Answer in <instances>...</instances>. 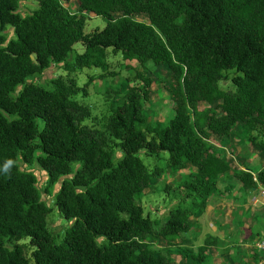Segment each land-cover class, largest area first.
Segmentation results:
<instances>
[{
  "label": "trees",
  "instance_id": "1",
  "mask_svg": "<svg viewBox=\"0 0 264 264\" xmlns=\"http://www.w3.org/2000/svg\"><path fill=\"white\" fill-rule=\"evenodd\" d=\"M23 1L0 0V264H30L16 242L22 237L34 247L33 264H202L212 240L194 251L172 240L190 230L219 178L229 175L245 194L264 189V168H233L213 144L225 145L238 130L264 151V0H33L35 7L21 14ZM72 1L76 12L61 4ZM88 14L104 18V26L85 33ZM5 25L13 38H5ZM76 42L82 51L69 62ZM107 48L141 69L102 127H90L82 123L90 109L74 98L80 88L68 73L105 66ZM146 61L166 72L172 116L164 126L141 112L155 81ZM51 65L65 75H52L49 88L28 80ZM222 79L232 89H222ZM114 149L121 152L115 164ZM140 149L155 158L166 152L170 172L193 168L177 185L182 197L198 201L169 210L160 225L136 203L160 174L148 172ZM20 164L43 171L41 189ZM53 185L58 214L71 220L59 244L41 198ZM158 238L164 252L152 247ZM253 257L264 260V253L254 250Z\"/></svg>",
  "mask_w": 264,
  "mask_h": 264
},
{
  "label": "rangeland",
  "instance_id": "2",
  "mask_svg": "<svg viewBox=\"0 0 264 264\" xmlns=\"http://www.w3.org/2000/svg\"><path fill=\"white\" fill-rule=\"evenodd\" d=\"M61 4L70 12L77 11L73 1L69 3L61 2ZM35 5L36 3L33 0L23 1L19 5V12L21 14H25L29 12L33 7H35ZM104 24V18L88 14L85 16L83 31L87 33L95 28L101 29ZM4 35L6 36V39L14 37L12 29L9 25H5ZM81 51V44L79 42L73 43L72 50L68 54L67 61H72L75 53H81ZM105 60L106 64L103 67H81L73 72L68 73V76L73 77L75 79L76 85L80 88L79 92L74 96V98L77 101L87 105L90 109L89 118L84 119L82 122L84 125H88L90 127H102V124H104L105 121V117L111 112L110 109L121 104L125 87L131 86L132 84H137V81L133 78V74L135 70L141 69L137 65L135 60L125 62L121 58L119 52L112 53L109 48L106 49ZM125 64L129 65L125 66ZM144 68L147 70L148 76L154 78L155 81L150 86L149 97L144 102V105L142 104L141 112L142 114H146L144 115L147 116L148 121H156L159 122L161 126H164L167 124V120L172 116L171 98L167 90V85L164 82L166 80V72L164 71L163 67L154 65L151 61H146L144 63ZM226 71L227 75L230 76L232 69H228ZM58 74L65 75V71L60 67L58 68L57 65H51L40 75H30L28 77V80H32L33 82L42 85L45 88H49L50 85L48 83V79L52 75ZM218 85L222 89H232V85L227 79L220 80L218 82ZM82 87H84L86 91L84 95H82L81 92ZM37 123L40 125L41 120L38 119ZM146 136L147 138L150 137L149 135ZM233 141H236L240 144L246 143V141H244L241 137V132H238V130H234L231 138L225 143V145H222L224 148H219L218 150L219 152H222V157H224L226 161L233 164L234 167H237V164L241 165L239 162L240 160H242L241 158H252V153L249 152V149L244 152H241V150H239L240 153H238L235 146L240 148L241 145L239 146V144H234L236 142ZM253 150L256 151V149L254 148ZM260 152L261 153H258V157L251 162V167L253 168L254 173L257 172L256 170L259 167L261 169L264 167V151ZM241 154L246 155L242 156ZM120 156V150L114 149L112 162L115 164ZM137 156L146 166L148 172H151L154 169L160 170V174H158L157 176H151L150 191L142 194L139 200H136V203L141 206L144 216H148L150 219H157L160 225L166 219L169 210L176 207H188L190 206L191 202L195 203L198 201L197 199L193 200L191 198L182 197L181 187H178L177 185V183L182 180L183 175L187 173V170H193L192 167L188 166L185 171H181L180 173L170 172V170L166 166V152H159L158 158H155L153 156L146 155L144 153V150L140 149L137 152ZM72 165L74 169L77 163L74 162ZM20 166L21 168H25L34 173L37 180V185L41 189V186L44 185L45 182V174L43 173V171H41L35 164L31 165L30 167L23 166V164H20ZM53 192L54 185L52 187L50 195L45 196V194L42 193L41 198L45 202L46 206L49 207V211L45 216L47 229L52 236V241L55 244H59L63 237V230L71 222V220L64 219L58 214L56 207L53 204ZM223 192V185L220 184V180H218L215 193L212 196L218 197L221 194L225 196L226 194L225 192ZM263 195V190L259 189L258 192L255 191L254 198L251 200V202L256 203V199L262 197ZM246 198L247 194H242L239 198L240 203L238 201H234L238 203V206L234 208L232 214L230 215L231 222L233 223L232 226L238 223L244 225L245 222L243 218H245V221L247 222L246 215H244L239 220L240 212L244 211V207L243 205H241V203L245 201L246 204L250 205L249 199ZM192 219L198 224V226H196L195 228L197 234L192 240L191 244L186 242L181 243L180 241H178V239L172 241L174 244L179 245L180 247L187 249L191 248V250L194 251L198 246L204 244L203 236L206 235V233L207 236L209 235L212 237V235L209 232V228L204 229V227L207 225V217L205 214L202 213L201 215H198L196 217H191V221ZM211 220L213 221L212 217ZM252 224L249 223L245 225V228H249V230L252 231L254 235H258L260 233L259 229L255 228V226H253ZM188 232H190V230ZM238 236L239 232L237 231H233L229 236H227V239L232 241L231 248L235 251L234 254L236 258L234 256L223 254L221 252L222 250H220V246L215 249L209 247V249H211L209 250L210 254L206 250L205 254L209 255H204L202 264H228L230 262H233L234 264H264V260H261L260 258L256 259L255 257H253V253H251L250 248H248V251L244 248L243 253L239 252V250H241L242 248L238 242ZM16 242L23 246L24 253L29 259V263L33 264L30 253L34 249V247L28 243V237H22L16 240ZM6 244L8 246L12 245L11 242H7ZM163 244L164 240L158 238L154 240V242L152 243V247L161 248L160 250L164 252L165 250L162 249V247H164L165 245ZM167 247L171 248L172 245H168ZM248 252L251 253L250 260L247 259L249 255ZM171 257L174 262H177V260H179V255H177L175 252L172 253ZM251 261L253 262L250 263Z\"/></svg>",
  "mask_w": 264,
  "mask_h": 264
},
{
  "label": "crops",
  "instance_id": "3",
  "mask_svg": "<svg viewBox=\"0 0 264 264\" xmlns=\"http://www.w3.org/2000/svg\"><path fill=\"white\" fill-rule=\"evenodd\" d=\"M233 142H236V141H233ZM213 144L216 147L224 148L222 145H219L218 143H213ZM234 144H237V145L239 144V146L241 145L240 148L235 146V148H237L236 151L238 153H240L239 150H241V152H244L249 149V152L252 153V158H249V157L241 158L243 160V161L242 160L239 161L241 165L237 164V167L236 166L234 167V165L232 167L237 168L239 170L248 169L252 172V174H254V170L251 167V162L254 159H256L258 157V153H261V152L259 150H256V151L253 150V148L250 147L247 144V142L241 143V144L236 142ZM245 155L246 154H243L242 156H245ZM260 169L261 168L259 167L256 171ZM219 180H220V184H222L224 188H228V190L225 191L226 195L224 196L221 194L218 197L210 196L202 212L207 217V225L203 227L204 229L209 228V232L212 235V237L209 235L207 236V233H206V235L203 236V240H205L206 238H209L210 240L213 241L212 245H209L208 249L206 250L209 253V250H211L209 249V247L210 248L212 247V249H215L220 246L221 248L220 250H222L221 252L223 254H226L228 256L229 255L234 256L236 258L234 254L235 251L231 248L232 241L227 239V236H229L233 231H237L239 232L238 242L242 248L241 250H239V252L243 253L244 248L247 251H248V248H250L251 253H254V249L252 248L253 242L257 240L258 238H261L264 236V195L256 199V203L251 202V200L254 198L255 191L258 192L259 189L264 191V189L261 188L260 185H257L256 188H254L250 192H247V198L250 201V205L246 204V202L243 201L241 205H243L244 211L240 212V215H239V220L244 215H246L247 222L245 221V218H243L245 222L244 225H241L238 223L232 226L233 223L231 222L230 215L232 214L234 208L238 206V203L234 201L239 202V198L241 197L242 194H245V193L240 192L238 182H233L234 180L229 175H226V176L222 175L219 178ZM211 217L213 218V221L211 220ZM249 223L251 224L253 223L252 225L255 226V228L259 229L260 237H259V234L254 235V233L250 231L249 228H245L246 227L245 225ZM192 224L193 225L190 227V232H188L189 231L188 230L185 236L180 239V242H186V243L191 244L192 240L195 238L197 234V232L195 231V228L196 226H198V224L194 220L192 221ZM251 253H249L247 257L248 260L251 259L250 258ZM252 262L253 261H251L250 263ZM237 264H240V263H237Z\"/></svg>",
  "mask_w": 264,
  "mask_h": 264
},
{
  "label": "built area",
  "instance_id": "4",
  "mask_svg": "<svg viewBox=\"0 0 264 264\" xmlns=\"http://www.w3.org/2000/svg\"><path fill=\"white\" fill-rule=\"evenodd\" d=\"M255 251L264 253V236L255 240L252 244Z\"/></svg>",
  "mask_w": 264,
  "mask_h": 264
},
{
  "label": "clouds",
  "instance_id": "5",
  "mask_svg": "<svg viewBox=\"0 0 264 264\" xmlns=\"http://www.w3.org/2000/svg\"><path fill=\"white\" fill-rule=\"evenodd\" d=\"M12 164H13V161H11V160H9V161H7V162L5 163L4 168H3V172H4L5 174H7V173L10 172V169H11Z\"/></svg>",
  "mask_w": 264,
  "mask_h": 264
}]
</instances>
